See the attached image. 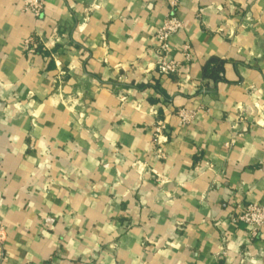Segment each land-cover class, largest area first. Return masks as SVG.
<instances>
[{"label": "crops", "instance_id": "obj_1", "mask_svg": "<svg viewBox=\"0 0 264 264\" xmlns=\"http://www.w3.org/2000/svg\"><path fill=\"white\" fill-rule=\"evenodd\" d=\"M170 12L0 0V264H264V226L231 220L264 204V0H182L165 75Z\"/></svg>", "mask_w": 264, "mask_h": 264}, {"label": "built area", "instance_id": "obj_2", "mask_svg": "<svg viewBox=\"0 0 264 264\" xmlns=\"http://www.w3.org/2000/svg\"><path fill=\"white\" fill-rule=\"evenodd\" d=\"M24 3V8L32 12L36 16L43 14L45 7V0H22ZM182 0H170L171 12L168 18L166 19L163 26H161L157 33L156 39L160 44L161 49L164 52V55L158 61L157 67L159 71L165 75H171L179 73L181 70L180 62L175 58L171 57L169 50V39L170 37L181 30L184 26L182 19L178 15V8ZM33 45V47H31ZM33 39L28 41V47L31 48V51H34ZM183 55L185 60L189 61L192 59L191 47L186 44L183 46ZM222 75V74H221ZM197 112L194 109L184 107L179 109L178 118L181 124L190 123L191 120L196 116ZM165 121L158 118L156 120L153 131L154 135L158 140H161L164 137ZM161 158L165 157L164 152L159 154ZM231 220L234 223L242 222L246 224L251 232L253 237H257L260 233V230L264 226V204L263 203H247L239 206L238 213H232ZM7 238V232L4 220L0 215V245L5 244ZM51 264H58L55 261H52Z\"/></svg>", "mask_w": 264, "mask_h": 264}, {"label": "trees", "instance_id": "obj_3", "mask_svg": "<svg viewBox=\"0 0 264 264\" xmlns=\"http://www.w3.org/2000/svg\"><path fill=\"white\" fill-rule=\"evenodd\" d=\"M219 68V67H218ZM218 68H216L215 69V67H213V68H210V67H207L206 69V73H211V74H213V76H215L216 77V73H217V70H218Z\"/></svg>", "mask_w": 264, "mask_h": 264}]
</instances>
